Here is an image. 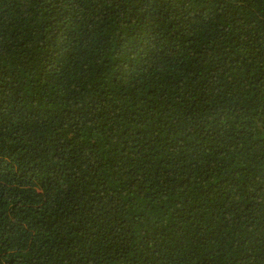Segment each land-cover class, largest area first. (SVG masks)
<instances>
[{
    "label": "trees",
    "instance_id": "1",
    "mask_svg": "<svg viewBox=\"0 0 264 264\" xmlns=\"http://www.w3.org/2000/svg\"><path fill=\"white\" fill-rule=\"evenodd\" d=\"M0 264H264V0H0Z\"/></svg>",
    "mask_w": 264,
    "mask_h": 264
}]
</instances>
